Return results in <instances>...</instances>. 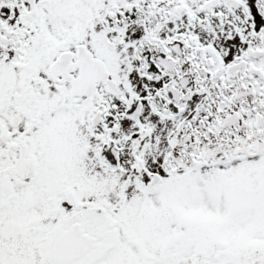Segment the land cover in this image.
Returning <instances> with one entry per match:
<instances>
[{
	"label": "snow or ice",
	"instance_id": "obj_1",
	"mask_svg": "<svg viewBox=\"0 0 264 264\" xmlns=\"http://www.w3.org/2000/svg\"><path fill=\"white\" fill-rule=\"evenodd\" d=\"M0 264H264V0H0Z\"/></svg>",
	"mask_w": 264,
	"mask_h": 264
}]
</instances>
